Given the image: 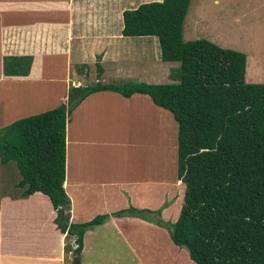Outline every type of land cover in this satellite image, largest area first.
<instances>
[{
  "label": "crops",
  "instance_id": "0c3cea01",
  "mask_svg": "<svg viewBox=\"0 0 264 264\" xmlns=\"http://www.w3.org/2000/svg\"><path fill=\"white\" fill-rule=\"evenodd\" d=\"M161 1L0 0V129L56 108L66 101L70 87L94 85L98 57L102 84L169 81V66L160 59L157 38L121 33L124 11ZM146 39H153L154 60L148 59L146 45L139 48L141 54L134 52V42L146 43ZM23 56L32 57L29 74L5 76L4 58ZM147 106L174 125L176 146L169 179H161V167L158 175H147V169L155 171L146 163ZM65 170L70 221L82 224L107 217L84 233L78 264H195L155 222L114 215L130 208L160 211V221L175 223L181 212L185 185L177 177V123L149 96L125 98L103 91L86 97L66 124ZM55 215L41 194L26 199L1 196L0 264H69L65 246L72 240L56 229Z\"/></svg>",
  "mask_w": 264,
  "mask_h": 264
},
{
  "label": "trees",
  "instance_id": "16d2710c",
  "mask_svg": "<svg viewBox=\"0 0 264 264\" xmlns=\"http://www.w3.org/2000/svg\"><path fill=\"white\" fill-rule=\"evenodd\" d=\"M191 0L141 4L122 14L123 37H155L163 63H176L169 83L102 84L100 58L94 85L70 87L54 109L18 119L0 129V186L7 169L19 175L18 197L48 198L56 229L72 240L66 252L78 264L84 233L107 217L74 224L64 190L66 124L89 95L111 91L150 97L177 123V177L185 185L180 216L160 221V211L133 208L114 215L146 218L165 229L195 264H264V83H246V55L205 39L184 40ZM32 57H6L5 76L29 74ZM6 170V174L4 171ZM4 174V175H3ZM6 195V194H5ZM3 195H0V197ZM72 249V250H71Z\"/></svg>",
  "mask_w": 264,
  "mask_h": 264
},
{
  "label": "rangeland",
  "instance_id": "374dc122",
  "mask_svg": "<svg viewBox=\"0 0 264 264\" xmlns=\"http://www.w3.org/2000/svg\"><path fill=\"white\" fill-rule=\"evenodd\" d=\"M193 23H198V25L194 24L193 26ZM197 39H205L223 49L244 53L246 55L245 82L264 83V0H191L184 24V40ZM152 40L146 39V43L143 40H136L134 52L141 54L139 48L146 45L148 59L154 60L156 54L153 55ZM165 65L169 66L166 69L168 72L170 68L178 66L176 63H165ZM134 66L143 67L140 64ZM165 83H169V81L163 84ZM52 91L54 90L52 89L50 92ZM23 92H27V90L24 88ZM48 95L49 92L47 95L45 94L46 97ZM23 108L26 109V106L23 105ZM153 110L148 109L147 106L146 163L155 171L151 172L147 169V175L154 173L158 175L159 173L156 171L160 172L162 168L161 179H169L173 170L176 132L167 116H164L161 111V116H157ZM26 111L30 112V110L24 112ZM6 175V182L0 186V195L19 196L21 190L15 188L19 180L17 170L14 168L13 173L8 167ZM70 245L72 249L75 248L72 246V242ZM76 257L70 253V256L68 255L69 264L72 261L76 263Z\"/></svg>",
  "mask_w": 264,
  "mask_h": 264
},
{
  "label": "built area",
  "instance_id": "2783aa9c",
  "mask_svg": "<svg viewBox=\"0 0 264 264\" xmlns=\"http://www.w3.org/2000/svg\"><path fill=\"white\" fill-rule=\"evenodd\" d=\"M72 245H73L74 247H76V245L74 244V242H72Z\"/></svg>",
  "mask_w": 264,
  "mask_h": 264
}]
</instances>
